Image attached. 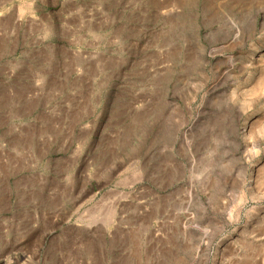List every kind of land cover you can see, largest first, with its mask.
Here are the masks:
<instances>
[{
  "label": "rangeland",
  "instance_id": "rangeland-1",
  "mask_svg": "<svg viewBox=\"0 0 264 264\" xmlns=\"http://www.w3.org/2000/svg\"><path fill=\"white\" fill-rule=\"evenodd\" d=\"M0 264H264V0H0Z\"/></svg>",
  "mask_w": 264,
  "mask_h": 264
}]
</instances>
